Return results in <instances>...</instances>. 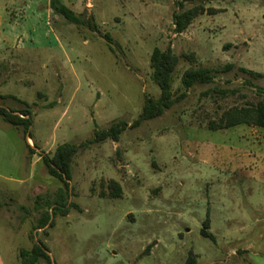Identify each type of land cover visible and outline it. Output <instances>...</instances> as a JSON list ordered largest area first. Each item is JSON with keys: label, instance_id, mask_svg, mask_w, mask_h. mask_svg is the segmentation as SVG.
I'll use <instances>...</instances> for the list:
<instances>
[{"label": "rangeland", "instance_id": "rangeland-1", "mask_svg": "<svg viewBox=\"0 0 264 264\" xmlns=\"http://www.w3.org/2000/svg\"><path fill=\"white\" fill-rule=\"evenodd\" d=\"M49 1L0 0V96L10 97L0 106L28 105L35 151L0 117L2 262L21 264L19 250L41 241L53 264H186L190 255L197 264H264V129H207L231 107L264 102V0H60L79 25ZM195 6L216 13L177 34L175 13ZM155 48L179 57L172 93L184 98L118 142L81 148L69 183L76 208L33 231L35 198L62 187L41 156L115 122L130 126L144 99L160 95ZM188 69H209L213 80L185 91ZM207 218L213 240L200 234Z\"/></svg>", "mask_w": 264, "mask_h": 264}, {"label": "trees", "instance_id": "trees-1", "mask_svg": "<svg viewBox=\"0 0 264 264\" xmlns=\"http://www.w3.org/2000/svg\"><path fill=\"white\" fill-rule=\"evenodd\" d=\"M50 9L54 14L61 16L68 23L79 25L82 23L81 18L73 13L60 0H50ZM207 12L209 15L216 13L214 10L206 11L201 6H195L181 13H175L174 25L177 34L183 31L191 24L198 16ZM183 58L191 60L192 55H183ZM179 62V57L176 56L170 49L162 51L158 48L153 49L150 56L151 81L158 88L160 95L157 99L146 97L144 99L141 113L138 118L129 126L124 121H118L110 125L107 129L94 132L93 139L81 145L64 144L56 148L52 156L42 155L41 161L44 163L48 175L56 178L62 184V187L53 195H38L35 198V210L40 212V217L32 230H42L45 232L47 228L53 226L52 218L56 216H67L71 209L76 206L69 201L70 181L72 163L81 148H87L93 144L103 143L107 140L118 142L121 134L127 129L138 128L142 123L154 120L161 117L166 111L170 110L175 104L184 98V93L175 98L172 93L173 75ZM230 67H227V70ZM241 72L249 74L255 78H261L259 73H252L245 69H240ZM213 80L212 71L209 69H188L181 77V84L185 91L189 90L196 84H209ZM261 91L260 89H258ZM10 97L0 96V99ZM18 103L25 108L13 111L0 106V117L2 120L15 128H22L23 140L30 154L35 151L28 145L27 140L31 139L29 134L32 126V114L28 109V105L17 99ZM248 126L264 129V102L256 104H246L241 107H231L225 110L218 121H210L207 124L209 131L228 130L237 126ZM108 188L111 190L112 198L121 197V187L115 181H110ZM209 228V219L207 218L202 223L200 234L203 238L213 240V236L207 233ZM44 243L41 241L34 242L30 250L20 249L19 258L21 264H53ZM186 264H197L196 257L190 255Z\"/></svg>", "mask_w": 264, "mask_h": 264}, {"label": "crops", "instance_id": "crops-1", "mask_svg": "<svg viewBox=\"0 0 264 264\" xmlns=\"http://www.w3.org/2000/svg\"><path fill=\"white\" fill-rule=\"evenodd\" d=\"M0 264H4V263L2 262L1 256H0Z\"/></svg>", "mask_w": 264, "mask_h": 264}]
</instances>
